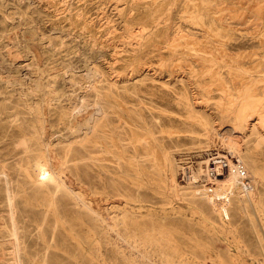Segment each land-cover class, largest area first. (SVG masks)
I'll return each mask as SVG.
<instances>
[{
  "label": "rangeland",
  "instance_id": "374dc122",
  "mask_svg": "<svg viewBox=\"0 0 264 264\" xmlns=\"http://www.w3.org/2000/svg\"><path fill=\"white\" fill-rule=\"evenodd\" d=\"M263 44L264 0H0V264H11L21 240L30 251L40 250L45 241L50 246L47 264L81 258L82 252L74 249L75 240L70 238L72 234L80 239L86 232L87 221L78 214L80 209L67 207L59 212L60 222L46 216L35 226L31 222L35 208L30 216L20 217L21 204L13 195L20 186H27L23 174L16 173L21 158L17 143L23 139L19 130L24 126V114L27 116L20 93L25 85L38 81L44 88L62 89L55 105H61L69 119L67 123L54 114L47 117V124L52 125L48 130L54 135L46 134L44 139H52V145L72 144V139L87 136H114L158 139L169 152H187V147L197 143L190 139H205L212 141L207 154H214L221 146L219 138L240 139L248 162L255 160L259 173L256 196L264 216ZM49 80L53 82L47 84ZM32 100L37 103V96ZM78 103L93 107L82 108ZM84 116L90 117L89 125L80 129ZM183 157L186 160L188 155ZM75 162L66 161L65 179L95 206L102 181L108 186L109 176L103 177L96 164ZM27 169L30 173L32 167ZM122 176L123 190L131 189L135 196L142 176L137 179L135 172L130 174L132 180ZM251 212L250 220L234 216L233 228L225 231L169 217L165 225L187 232L200 249L210 251L208 264H264V226ZM197 218L195 215L193 220ZM100 244L105 245L103 240ZM199 247L195 254L182 256L183 261L188 258L186 264L204 258V254L192 256ZM113 255L107 249L101 256L105 264H133L130 259L135 264H172L155 252L148 253V260L137 252L125 251L122 259Z\"/></svg>",
  "mask_w": 264,
  "mask_h": 264
},
{
  "label": "bare ground",
  "instance_id": "6f19581e",
  "mask_svg": "<svg viewBox=\"0 0 264 264\" xmlns=\"http://www.w3.org/2000/svg\"><path fill=\"white\" fill-rule=\"evenodd\" d=\"M22 82H20L21 86L23 84ZM50 82L53 81L49 80L47 84H50ZM41 85H43V83L38 81L33 86L25 85L24 88H20V94L23 96L22 99L26 106L25 112H27V116L24 114V126H21L20 130L17 128L21 132L20 135H22L23 139H19L17 143L18 146L21 147V158L18 166H16V173L23 174L25 178L23 182L27 186L23 188L20 186L19 189L14 191L13 195L19 200L16 201V203L21 204L22 209L18 211L20 217L30 216V214H32L31 209L35 208L32 210L35 214L31 220L33 225L36 224L35 226H37L39 222H42L46 216H51V218L54 219L53 222H60L61 214L59 212L68 210L69 207L80 209L78 210V214L83 216V222L85 220L87 221L85 227L86 232L80 239H75L72 234H70V238L75 240L74 249L82 252L81 258L80 261L76 259V256L73 257V261H71V259H69L70 261L66 259L69 262H67L68 264H105V258L101 255L102 252L107 249L114 252L115 255H120L121 259L125 257V251L129 253H140L141 258L145 260L149 258L148 253L155 252L161 257L165 256L167 259H170L172 264H186L188 258L183 261L182 256H184V254H195L200 244L193 237L188 236L187 232L181 229L178 230L176 227L166 226L165 219L168 217L191 224H198L203 229L208 228V230H210L209 228H217L219 231H225L233 228L231 221L236 215L246 217L250 220L252 217V210L261 220V225L264 226V216H262V209L258 207L255 187L259 180V173L255 167V160L252 159L250 163L248 162L245 154L246 151H244L239 143L240 139L219 138L218 141L221 142V146L216 148L215 155L212 153L207 154L208 150L212 148V141H203L205 139H190V143H197L193 147H187L189 149L187 152H169L164 149L163 142H158V139H117V137L115 138L114 136H112L111 139H101L99 137L91 139L87 136L84 137V139H72V144L52 145V139H46V137L44 139V135L53 134V130H48L52 125L47 124V117L54 114L55 118L59 120L64 119L67 123L69 119L65 116L66 110L61 107V105L59 107V104L57 106L55 105L56 100L54 99L58 98L61 94L63 95L62 89L60 87V89H57L52 85L48 86V88H44V85ZM33 95L37 96V103H34L32 100ZM78 104L86 109L93 107L84 106L83 103ZM17 112L22 113V111ZM90 112L92 113V111ZM89 118L84 116V118L79 121L80 129L86 127L87 124L89 125ZM75 120L78 121V118H75ZM115 132L117 131L115 130L114 133ZM26 134H29V136H26ZM76 135L78 134L76 133ZM58 136H60V134ZM3 148L1 150H3ZM185 155H188L189 159L187 158L185 160V157H183ZM135 157H139L141 162L138 163L137 161H139V159L137 158L138 160H136ZM214 158L226 160L227 164L231 167L236 164H241L249 177L250 188H242L238 173L234 169L232 170V168H230L229 172L223 177H210L209 164ZM67 160H73L74 162H82L84 160V163L82 162L84 166L96 164L103 177L105 174L106 177L107 175L109 176L110 182L107 180V182H109L108 186L105 181H102V189L98 195H96L97 198L95 202H97V204L95 206L94 204L91 205L89 201L86 200V197L81 196L78 191L70 186V182L69 184L66 181L64 175ZM73 165L77 166L78 163L75 162ZM29 166L32 167L31 174L28 169L26 170ZM74 169L77 171L76 167ZM7 172L8 171H6V173ZM131 172L136 173L137 179L138 175L142 176L138 179L139 184H137L138 187L136 188L135 196H133L131 189L125 192L120 182V178L123 177L122 174L132 180L133 177L130 176ZM162 173H164V175ZM2 188L3 187H1V189ZM145 190L149 191L150 194ZM196 199H204L209 204L203 203V205H201ZM69 203H72V205H68ZM210 208L212 211L209 210ZM5 209L8 210V208ZM4 214L6 215V213ZM195 215L199 217L197 221L193 220ZM51 222L52 221H50V224ZM216 225L218 227H216ZM114 238L117 240H114ZM101 240H103L105 245L101 246ZM23 241L24 240H21L22 244L17 246L15 252L12 254L11 264L48 263L50 246L48 248L45 241H43V243L41 242L40 250L37 248L31 251L26 241ZM5 248H7V245ZM19 250L21 254L18 253ZM198 254H204V258H200V262L192 260V264H208L210 262H208V259L206 260V257L210 255V251L200 249L199 247V252L192 256L199 257ZM115 255L113 256L115 257ZM19 256H23L24 258L19 260ZM1 258L2 257H0V259ZM124 259L129 261L128 258ZM1 262L3 263V261ZM130 262L135 264L136 260L130 259Z\"/></svg>",
  "mask_w": 264,
  "mask_h": 264
},
{
  "label": "built area",
  "instance_id": "2783aa9c",
  "mask_svg": "<svg viewBox=\"0 0 264 264\" xmlns=\"http://www.w3.org/2000/svg\"><path fill=\"white\" fill-rule=\"evenodd\" d=\"M215 155V154H213ZM216 159V160H214ZM211 160L210 162V167H209V174L210 177H219V176H224L226 173L229 172L230 168H232V170L234 169L237 173L238 176L240 178V184L242 186L243 189H248L250 188V181H249V177L245 171V169L243 168V166L241 164H236L234 166H229L226 162V160L224 159H220L219 158H214ZM219 170V173H218Z\"/></svg>",
  "mask_w": 264,
  "mask_h": 264
}]
</instances>
